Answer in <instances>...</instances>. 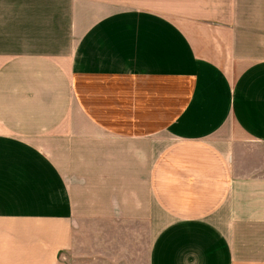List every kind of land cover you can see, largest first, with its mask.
I'll return each instance as SVG.
<instances>
[{
    "label": "crops",
    "instance_id": "1",
    "mask_svg": "<svg viewBox=\"0 0 264 264\" xmlns=\"http://www.w3.org/2000/svg\"><path fill=\"white\" fill-rule=\"evenodd\" d=\"M0 264H264V0H0Z\"/></svg>",
    "mask_w": 264,
    "mask_h": 264
}]
</instances>
